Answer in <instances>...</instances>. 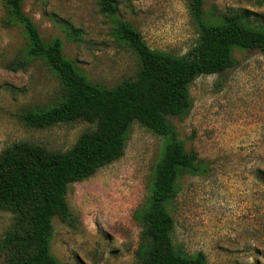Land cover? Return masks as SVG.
<instances>
[{
	"label": "rangeland",
	"instance_id": "obj_1",
	"mask_svg": "<svg viewBox=\"0 0 264 264\" xmlns=\"http://www.w3.org/2000/svg\"><path fill=\"white\" fill-rule=\"evenodd\" d=\"M99 0H23L42 37L61 38L63 53L90 80L114 86L136 75L140 61L120 37L118 20L130 22L153 49L186 54L199 37L188 0H117L115 15ZM247 8L253 25L264 24V0H205L222 13ZM29 47L23 27L0 0V153L19 141L67 150L92 127L87 121L32 127L20 115L63 99L58 75L41 57L13 70ZM234 65L201 75L191 85L193 106L171 117L187 149L207 170L185 172L169 205L175 243L204 251L208 264H264V51H234ZM165 137L134 121L122 157L69 185L71 223L54 217L51 252L61 264H137L141 226L137 211L151 193ZM14 214L0 209V239ZM0 264H7L0 253Z\"/></svg>",
	"mask_w": 264,
	"mask_h": 264
},
{
	"label": "trees",
	"instance_id": "obj_2",
	"mask_svg": "<svg viewBox=\"0 0 264 264\" xmlns=\"http://www.w3.org/2000/svg\"><path fill=\"white\" fill-rule=\"evenodd\" d=\"M188 1L199 37L184 55L151 48L130 22L118 20L120 37L136 53L140 66L135 76L109 87L90 80L64 55L61 38L42 37L23 10V0H4L10 18L23 27L29 40L27 51L11 68L17 70L29 58L41 57L63 89L58 103L29 108L21 120L32 127L76 121L93 125L64 151L19 141L0 153V209L14 214L12 226L0 239L7 264H61L51 252L53 219L73 221L69 185L122 157L134 121L166 139L148 201L137 211L141 226L137 264H208L204 251L188 253L173 239L175 220L169 205L177 196L176 184L183 173H205L207 167L194 148L185 147L171 117L189 114L193 82L232 67L236 48L264 51V24L253 25L247 8L217 14L205 9V0ZM98 3L103 13L119 12L117 0Z\"/></svg>",
	"mask_w": 264,
	"mask_h": 264
}]
</instances>
